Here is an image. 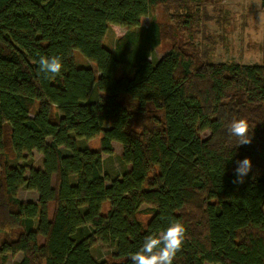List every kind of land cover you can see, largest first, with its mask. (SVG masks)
<instances>
[{
    "label": "trees",
    "instance_id": "obj_1",
    "mask_svg": "<svg viewBox=\"0 0 264 264\" xmlns=\"http://www.w3.org/2000/svg\"><path fill=\"white\" fill-rule=\"evenodd\" d=\"M169 1L0 0V264L19 253L14 264H132L144 237L175 220L186 236L173 264H264V64H199L178 47L152 61L164 27L139 28ZM111 25L125 30L113 50ZM42 55L61 71L41 72ZM237 119L251 143L237 146ZM113 142L131 166L122 177L104 173ZM244 157L254 166L237 185ZM96 238L111 259L93 256Z\"/></svg>",
    "mask_w": 264,
    "mask_h": 264
},
{
    "label": "rangeland",
    "instance_id": "obj_2",
    "mask_svg": "<svg viewBox=\"0 0 264 264\" xmlns=\"http://www.w3.org/2000/svg\"><path fill=\"white\" fill-rule=\"evenodd\" d=\"M153 19L158 20L164 27L162 43L153 50L150 58L154 62L163 58L171 48L178 47L184 53L192 55L199 64L225 62L264 64L262 0H172L167 4L155 6L139 29L146 28ZM119 29L122 28L111 25L105 36L104 44L111 50L115 48L120 35ZM74 59L80 66L95 67L78 51L74 52ZM131 74L132 71L127 67H121L118 72L119 77ZM210 135V131L201 132L203 138ZM98 139L96 137L91 140H79L77 144L81 148H97ZM47 141L51 142L52 138L48 137ZM113 146L114 155L103 154L104 173L112 178L122 177L131 166L122 161L123 146L119 142H114ZM62 150L65 154L71 153L65 147H62ZM33 156L34 165L43 167V155L34 151ZM17 163L21 164L11 156L9 164ZM18 196L24 201L39 199L36 191L24 188L19 189ZM142 218L147 220L148 217L142 215ZM43 242L44 238L41 236L40 243ZM112 252L113 248L109 244L96 238L92 254L98 261L111 259ZM22 259L23 253L10 255L7 264H14L15 261Z\"/></svg>",
    "mask_w": 264,
    "mask_h": 264
},
{
    "label": "clouds",
    "instance_id": "obj_3",
    "mask_svg": "<svg viewBox=\"0 0 264 264\" xmlns=\"http://www.w3.org/2000/svg\"><path fill=\"white\" fill-rule=\"evenodd\" d=\"M39 70L45 74L59 73L63 67L58 56L42 55L38 60ZM230 132L238 138L237 146L251 143V136L247 122L243 119L233 120ZM254 166L251 157H244L236 161L234 169V184H243ZM186 236L185 225L172 221L159 233L148 234L144 237L139 250L131 255L132 264H173L177 252L181 249Z\"/></svg>",
    "mask_w": 264,
    "mask_h": 264
},
{
    "label": "crops",
    "instance_id": "obj_4",
    "mask_svg": "<svg viewBox=\"0 0 264 264\" xmlns=\"http://www.w3.org/2000/svg\"><path fill=\"white\" fill-rule=\"evenodd\" d=\"M114 143V142H113Z\"/></svg>",
    "mask_w": 264,
    "mask_h": 264
}]
</instances>
